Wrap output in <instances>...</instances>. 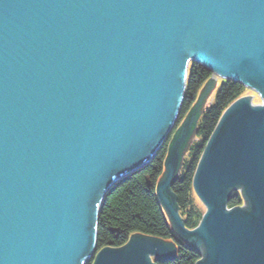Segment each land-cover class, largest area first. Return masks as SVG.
Returning <instances> with one entry per match:
<instances>
[{"label": "water", "instance_id": "1", "mask_svg": "<svg viewBox=\"0 0 264 264\" xmlns=\"http://www.w3.org/2000/svg\"><path fill=\"white\" fill-rule=\"evenodd\" d=\"M190 58L260 90L224 112L200 159L199 227L184 229L167 187L213 78L169 141L156 197L174 231L203 245L195 264H264V0H0V264L89 263L94 205L170 132ZM233 188L246 208L227 209ZM177 251L135 234L92 264Z\"/></svg>", "mask_w": 264, "mask_h": 264}, {"label": "trees", "instance_id": "2", "mask_svg": "<svg viewBox=\"0 0 264 264\" xmlns=\"http://www.w3.org/2000/svg\"><path fill=\"white\" fill-rule=\"evenodd\" d=\"M209 71L194 64L186 87L185 104L182 109L184 114L189 109V104L200 87L201 83L209 77ZM241 85L228 82L217 92L213 100V107L206 111L199 131L203 137H208L217 122L225 104L235 95L239 94ZM204 144L192 146V157L185 164L179 179L172 185L181 214L185 217V226L193 228L197 225L201 212L193 207L192 178L196 163ZM167 145L163 146L152 162L143 170H139L116 187L102 203L97 226V246L111 245L117 247L127 240L131 233L144 234L162 240H172L173 236L165 214L159 206L154 190V184L162 173L163 160L166 155ZM149 182V185L147 184ZM242 204L239 194L234 195L228 202L229 207ZM177 256L173 260L158 264H194L199 258L195 252L178 244Z\"/></svg>", "mask_w": 264, "mask_h": 264}, {"label": "rangeland", "instance_id": "3", "mask_svg": "<svg viewBox=\"0 0 264 264\" xmlns=\"http://www.w3.org/2000/svg\"><path fill=\"white\" fill-rule=\"evenodd\" d=\"M197 63V62H196ZM197 65H199V64H197ZM200 66V65H199ZM207 70V69H206ZM208 71V70H207ZM210 72V71H209ZM212 73L213 72H210L209 73V75H210V77H208L204 82H202L201 83V85H200V87L197 89V91L195 92V95H194V97L192 98V100H191V102H190V104H189V108L194 104V102L196 101V99H197V96H198V94H199V92H200V89H201V87L207 82V80L209 79V78H213V80H214V85H213V87L211 88V90L206 94V96H205V98H204V100H203V102H202V104L200 105V107H199V109H198V112H199V115L197 116V118L194 120V123H193V127H194V132H193V134H192V136H191V138H190V140H189V142H188V144L186 145V147H185V149L183 150V152L181 153V156H180V163H179V166H180V170L181 171H183L184 170V168H185V164L190 160V158L192 157V154L191 153H193V151L191 150V148H192V146H194L195 144H197V142L199 143V146H201V145H203L204 144V147H203V149L201 150V153H200V155H199V158H198V160H197V163H196V167H195V171H196V169H197V167H198V164H199V162H200V159H201V157H202V155H203V153H204V151H205V149H206V146H207V144H208V142H209V140H210V138H211V136H212V134H213V132H214V130H215V128H216V126L218 125V123H219V120L221 119V117H222V115L224 114V112L237 100V99H239V98H242V97H245V96H248V95H251L253 92H254V90H253V88H248V87H245V86H243L240 82H236V80H234V78H231V79H227V78H225L224 76H222V75H219V74H213L212 75ZM190 74V72H188V75ZM187 82H188V80H187ZM228 82H234V83H238V84H240L241 85V90H240V92H239V94H237V95H235L234 96V98H232V100H230L227 104H225V106L223 107V109H222V111H221V114L219 115V117H218V119H217V122H216V124H215V126H214V128H213V131L211 132V134L208 136V137H203V136H201L200 135V133H199V131H200V129H201V124H202V122H203V118H204V116H205V114L207 113L206 111H208V110H210V108H212L214 105H213V100L215 99V96L217 95V92L222 88V86H224L225 84H227ZM186 87H187V83H186V81H185V87H184V96H183V99H182V102H181V107H180V114H179V116L176 118V120H175V122H174V124H173V126L171 127V130H170V132L165 136V138H164V140H162V141H160V145H159V147H160V149L163 147V146H165V145H167L168 146V144H169V141H170V139H171V137L173 136V134H174V132L176 131V129L178 128V126H179V124H180V122L182 121V119H183V117H184V115L186 114V112L189 110H187L184 114L182 113V109H183V106H184V104H185V100H186V98H185V95H186ZM159 144V142L156 144V146L154 147V149L157 147V145ZM158 147V148H159ZM154 149L151 151V153L154 151ZM160 151V150H159ZM158 151V152H159ZM166 154H167V151H166ZM183 154L185 155L184 157V159H183ZM150 155V154H149ZM149 155L147 156V158H149ZM151 158V157H150ZM165 158H166V155H165V157H164V160H165ZM152 159V158H151ZM164 160H163V162H164ZM146 161V159L142 162V164L144 163ZM164 165V164H163ZM195 171H194V174H195ZM164 172H165V168H163V170H162V175H164ZM160 177H161V175L159 176V178L157 179V181H156V183H158L159 181H160ZM194 177V176H193ZM114 179V178H113ZM192 180H193V178H192ZM175 182V181H174ZM156 183L154 184V189H155V185H156ZM147 184L149 185V182L147 181ZM167 190H170L169 189V187H167ZM171 192H172V190H171ZM236 194H238V193H235L233 190L232 191H230V193H229V195L228 196H230L229 197V199L227 200V202H229V200L234 196V195H236ZM106 195L107 194H105V195H103L102 196V198H101V201H100V205H102V203H103V201H104V199H105V197H106ZM240 195V197L242 198V195H241V193L239 194ZM174 196H175V194H174ZM157 198V197H156ZM175 199H176V196H175ZM157 202H158V204H159V206L161 207V209H162V211H163V213L165 214V218L167 219V221H168V224H169V226H170V231H171V234H172V236H173V239L172 240H168V241H166V240H163V241H165V242H174V241H179V242H182L184 245H186L187 247H189V248H191V249H193V250H195V247L194 246H196V245H199L200 244V246H202V248H203V245L198 241V240H195V239H190V238H184V237H180L175 231H174V229L172 228V226H171V224H170V222H169V220H168V218H167V215H166V213H165V211L163 210V208H162V206L160 205V203H159V201H158V199H157ZM175 202H176V204H177V201L175 200ZM244 205V200H242V204H240V205H238V206H242V207H245L246 208V205L245 206H243ZM177 206H178V204H177ZM192 206H194L195 207V209L196 210H198V211H200L201 213L204 211V208L202 207V205H201V203H199L198 202V200L197 201H195L194 202V200H193V205ZM99 215V214H98ZM201 216H202V214H201ZM177 218L179 219V221L183 224V226H184V229L185 230H193L194 228H188V227H186L185 226V217L181 214V211H180V208H179V206H178V211H177ZM201 220L199 219V221H198V223L200 222ZM197 223V224H198ZM146 236H148V235H146ZM148 237H152V236H148ZM156 238V237H155ZM159 239V238H158ZM189 245V246H188ZM178 248V247H177ZM175 250H177V249H175ZM202 251H204V248H203V250ZM196 254H198L199 256H201L202 257V252H200V250L199 251H194ZM175 258H176V256H175ZM166 261V260H165Z\"/></svg>", "mask_w": 264, "mask_h": 264}, {"label": "bare ground", "instance_id": "4", "mask_svg": "<svg viewBox=\"0 0 264 264\" xmlns=\"http://www.w3.org/2000/svg\"><path fill=\"white\" fill-rule=\"evenodd\" d=\"M194 64H199L201 67H203L204 69H206L204 66H202L200 63H196V61H194L193 59H188V61H187V65L185 66V71H184V80L186 81V83H187V80H188V78H189V75H188V72H190L191 71V69H192V67L194 66ZM213 74H215V73H212V75ZM209 77H210V75H209ZM188 84V83H187ZM253 90L254 91H256V90H260L259 88H253ZM183 93H185V92H183ZM250 95H248V96H245L243 99H245V98H247V97H249ZM183 99V95L181 96V100ZM177 111V110H176ZM178 113H177V116H176V118L179 116V114H180V112L179 111H177ZM167 131V130H166ZM165 131V132H166ZM164 132V134L162 135V137L160 138V140L158 141V142H160V141H162L163 140V138H165V136L164 135H166L167 133H165ZM160 144V143H159ZM159 150H161L160 149V147L157 149V151L153 154V152L152 153H150V155H149V158L151 157L152 159H149V161L147 162V163H145V164H143V167L141 168H138V169H136L135 171H132L131 173H128L127 175H125V176H123L121 179H120V177L119 176H122L123 175V173H125L126 171H123V173L122 172H120V173H118L117 174V177L115 176V178L114 179H111L104 187H103V189H102V191H101V193H100V195H99V197H98V199H97V201H96V203H95V205H94V208H93V210H92V233H91V247L93 246V249H95V251L96 252H99L102 248H105V247H113V246H111V245H106L105 247H98L97 246V226H98V219H97V221H96V237H95V235H94V225H95V219H96V211H98V213L100 212V209H101V207H102V205H100V201H101V198H102V196L105 194V192H106V194L109 196V193H111L114 189H116V187H118L121 183H122V180L123 179H125V178H127L128 176H130L131 174H133V173H135V172H137V171H139V170H143L145 167H147L151 162H152V160L155 158V156L158 154V151ZM167 151V150H166ZM185 155L183 154V159L185 158L184 157ZM146 160H147V158H146ZM181 162V161H180ZM163 168H164V165H163ZM180 166H178V169H177V171H176V175H175V180H177V179H179L180 178V176H181V174H182V172L183 171H181L180 169ZM165 173V172H164ZM193 176H194V174H193ZM164 177V175H162L161 174V177H160V180L162 179ZM193 181V180H192ZM192 185V184H191ZM109 186H110V189H108L109 188ZM192 187V186H191ZM170 190H172V186L170 187ZM233 191L235 192V193H238V194H240V190H239V188H233ZM173 192V191H172ZM192 198H193V200H194V202L195 201H197L198 199L195 197V195H194V192H193V189H192ZM106 195V197H108ZM105 197V198H106ZM242 200H244L243 198H241ZM198 202L200 203V201L198 200ZM243 206H245V204L243 205ZM194 207V206H193ZM226 207H227V209L228 210H231V209H233V207H229L228 206V202L226 201ZM234 207H242V206H234ZM99 208V209H98ZM206 209L204 208V211L201 213L202 214V216L203 215H205L206 214ZM202 216L200 217V220H202ZM98 217H99V215H98ZM200 223V222H199ZM199 223L196 225V226H194L193 228L194 229H196V228H198L199 226ZM135 234H138V233H131V234H129V236L127 237V240L124 242V243H122L121 245H119V246H117L116 248H121L123 245H125L126 244V242L130 239V237L132 236V235H135ZM142 236H146V235H144V234H141ZM94 237H95V240H94ZM93 243L95 244V245H93ZM167 243H170V244H174L175 245V249H177L178 250V245H177V243L178 244H181V246H183V247H185V248H187V249H189V250H191V251H199L200 250V252H202L203 254H202V257L201 256H199V258L197 259V261H199V260H203V257H204V251H202L203 250V248H202V246H200V244L199 245H196V246H194L195 247V250H193V249H191V248H189V247H187L186 245H184L182 242H179V241H172V242H167ZM189 246V245H188ZM90 247V248H91ZM96 252H94L93 254H92V256H91V259H90V261H89V263H87V264H92L93 263V259L95 258V256H96ZM87 255V254H86ZM90 256L88 255L87 257H85L84 258V260H83V262H85L86 260H88V258H89ZM173 259H175V256L174 257H172L171 259H168V260H166V261H169V260H173ZM154 260H155V258H154ZM92 261V262H91ZM166 261H157V260H155V262H156V264H158V263H164V262H166ZM197 261H195L194 262V264L197 262ZM82 262V263H83ZM83 264H86V262L85 263H83Z\"/></svg>", "mask_w": 264, "mask_h": 264}]
</instances>
